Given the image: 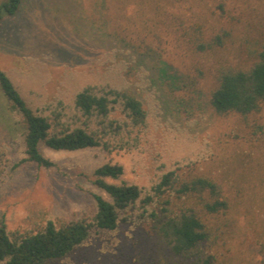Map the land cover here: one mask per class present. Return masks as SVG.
I'll return each mask as SVG.
<instances>
[{
  "label": "rangeland",
  "instance_id": "rangeland-1",
  "mask_svg": "<svg viewBox=\"0 0 264 264\" xmlns=\"http://www.w3.org/2000/svg\"><path fill=\"white\" fill-rule=\"evenodd\" d=\"M1 1V0H0ZM194 28L224 33L215 51L197 52ZM264 48V0H24L0 23V68L27 104L73 126L75 94L85 86L129 89L146 122L123 138L76 151L40 145L54 164L25 161L24 126L0 93V217L9 231H34L47 219L95 212L92 183L104 162L148 190L168 169L215 178L232 204L218 251L227 264H258L264 244V104L242 116L210 104L220 65L247 68ZM145 55H142V53ZM118 107L111 117L124 119ZM139 203L119 211L114 230L92 228L67 257L46 264H151L160 257ZM1 264V263H0Z\"/></svg>",
  "mask_w": 264,
  "mask_h": 264
},
{
  "label": "trees",
  "instance_id": "trees-1",
  "mask_svg": "<svg viewBox=\"0 0 264 264\" xmlns=\"http://www.w3.org/2000/svg\"><path fill=\"white\" fill-rule=\"evenodd\" d=\"M24 0H1L0 23L16 15ZM224 33L205 37L194 28L190 43L197 52L215 51L223 44ZM142 55H145L143 52ZM257 60L244 68L220 65L215 70V87L209 104L213 113H237L246 116L264 104V48ZM0 93L9 107L19 115L24 126L22 141L25 161L50 167L54 162L40 150V145L53 150L76 151L101 146L109 147L110 140L123 138L146 122L141 101L127 88H100L88 85L74 96V108L82 121L73 126L61 119L60 112L45 115L31 108L10 77L0 68ZM115 107L124 119L111 117ZM123 167L104 162L92 172V183L107 194L92 192L95 212L91 218L75 220L47 219L34 231H9L0 217V263L46 264L63 259L88 237L92 228L114 230L119 211L139 202L149 220L150 235L155 238L161 256L151 255V264H227V256L218 251V241L226 233V217L231 202L222 184L210 176L180 167L163 172L157 182L144 190L134 183L119 180ZM264 264V244H261Z\"/></svg>",
  "mask_w": 264,
  "mask_h": 264
}]
</instances>
